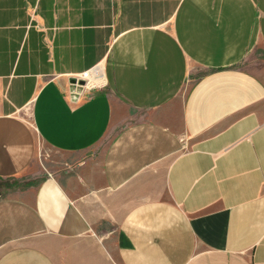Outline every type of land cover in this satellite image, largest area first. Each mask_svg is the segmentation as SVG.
Returning a JSON list of instances; mask_svg holds the SVG:
<instances>
[{"label": "crops", "instance_id": "obj_1", "mask_svg": "<svg viewBox=\"0 0 264 264\" xmlns=\"http://www.w3.org/2000/svg\"><path fill=\"white\" fill-rule=\"evenodd\" d=\"M260 56L264 0H0V264H264Z\"/></svg>", "mask_w": 264, "mask_h": 264}, {"label": "built area", "instance_id": "obj_2", "mask_svg": "<svg viewBox=\"0 0 264 264\" xmlns=\"http://www.w3.org/2000/svg\"><path fill=\"white\" fill-rule=\"evenodd\" d=\"M83 80V83H79V80ZM74 84L79 87L81 85L83 89L79 92L78 98L85 92H91L92 89L100 87L104 85L102 81V73L100 70V64H96L91 66V68H87L83 70V72L79 73L77 76L75 75L73 79L70 81V85ZM69 94L71 91L69 90ZM79 100V99H78Z\"/></svg>", "mask_w": 264, "mask_h": 264}, {"label": "rangeland", "instance_id": "obj_3", "mask_svg": "<svg viewBox=\"0 0 264 264\" xmlns=\"http://www.w3.org/2000/svg\"><path fill=\"white\" fill-rule=\"evenodd\" d=\"M244 66L249 67V69L251 68H255V69H259L262 73L264 72V61L263 59H261L260 57H256V58H251L248 59V57L243 61ZM39 161L42 162L43 157L46 158L47 157V166L50 165V158H55V157H61V155L58 152H53L49 147H45V146H39Z\"/></svg>", "mask_w": 264, "mask_h": 264}, {"label": "water", "instance_id": "obj_4", "mask_svg": "<svg viewBox=\"0 0 264 264\" xmlns=\"http://www.w3.org/2000/svg\"><path fill=\"white\" fill-rule=\"evenodd\" d=\"M79 83H83V80H79L78 81V84ZM83 89V87L81 85H79V87H77V85H74V84H71V87H70V91H71V94H70V97L74 100H78V94L79 92Z\"/></svg>", "mask_w": 264, "mask_h": 264}, {"label": "bare ground", "instance_id": "obj_5", "mask_svg": "<svg viewBox=\"0 0 264 264\" xmlns=\"http://www.w3.org/2000/svg\"><path fill=\"white\" fill-rule=\"evenodd\" d=\"M100 70H101V73H102V77H103V76H104V74H103V70H102L101 66H100Z\"/></svg>", "mask_w": 264, "mask_h": 264}]
</instances>
